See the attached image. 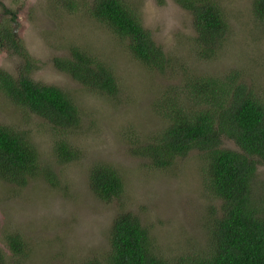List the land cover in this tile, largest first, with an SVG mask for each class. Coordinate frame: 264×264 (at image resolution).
<instances>
[{"label": "rangeland", "instance_id": "374dc122", "mask_svg": "<svg viewBox=\"0 0 264 264\" xmlns=\"http://www.w3.org/2000/svg\"><path fill=\"white\" fill-rule=\"evenodd\" d=\"M68 1L0 0V20L9 17L3 5L17 13L18 22L12 26L32 57V77L66 89L83 117L70 135L80 149L79 159L57 163L48 154L53 137L43 125L45 119L0 98V122L32 136L42 153V167L46 172L50 167L56 180L50 183L44 173L25 186L0 180L3 264H86L103 258L114 218L127 211L140 217L165 255L205 248L210 206L219 209L221 201L205 189L197 150L176 158L166 169L152 168L129 150L135 134L131 129L151 132L161 126L150 108L152 98L182 78L169 70L165 74L151 70L136 60L122 39L90 15L93 0H72L75 9L65 6ZM128 2L138 7L144 26L166 53L181 63L174 68L177 75L189 67L218 76L236 70L264 96V22L254 15L253 0H221L229 26L227 38L214 58L200 61L194 54L196 31L190 11L175 0ZM72 46L115 63L120 102L89 92L55 67L53 59L68 56ZM22 65L17 54L0 52V68L17 75ZM225 145L237 149L232 141L225 140ZM94 160L115 164L122 171L126 184L122 197L106 202L92 192L88 168ZM257 175L264 180V165H258ZM14 234L25 242L21 253L11 252L8 245L7 237Z\"/></svg>", "mask_w": 264, "mask_h": 264}, {"label": "trees", "instance_id": "16d2710c", "mask_svg": "<svg viewBox=\"0 0 264 264\" xmlns=\"http://www.w3.org/2000/svg\"><path fill=\"white\" fill-rule=\"evenodd\" d=\"M175 1L193 16L197 59L214 58L229 32L221 0ZM65 6L75 9L76 2L69 0ZM88 7L90 15L122 39L146 68L162 74L169 70L182 78L152 98L150 108L161 126L151 132L131 129L135 138L130 152L152 168L166 169L176 158L197 150L205 189L221 203L219 209L210 206L205 248L165 255L140 217L127 211L114 218L104 257L86 264H264V180L257 175L258 165H264V96L236 70L218 76L186 67L185 74L177 75L174 68L181 63L153 38L138 7L128 0H93ZM3 10L9 17L0 20V52L17 54L23 65L17 75L0 68V98L45 119L43 125L53 137L48 154L57 163L79 159L80 149L72 144L70 135L82 124V109L66 89L32 77V57L12 26L18 22L17 13L5 5ZM253 12L264 22V0H253ZM53 63L89 92L121 101L116 97L120 77L115 63L108 64L91 50L74 46L68 56L55 57ZM225 140L237 149L227 147ZM41 163L42 153L32 136L0 122V180L25 186L44 173L56 184L51 168L47 166L46 172ZM88 174L92 192L103 201L111 202L125 192V179L115 164L94 160ZM7 242L11 252H23L25 242L19 235H10ZM3 260L0 250V264Z\"/></svg>", "mask_w": 264, "mask_h": 264}]
</instances>
